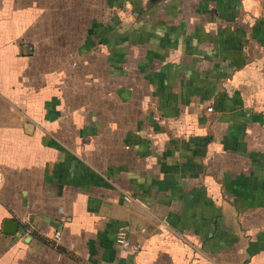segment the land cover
Here are the masks:
<instances>
[{"label":"crops","instance_id":"crops-1","mask_svg":"<svg viewBox=\"0 0 264 264\" xmlns=\"http://www.w3.org/2000/svg\"><path fill=\"white\" fill-rule=\"evenodd\" d=\"M0 179V264H264V0H0Z\"/></svg>","mask_w":264,"mask_h":264},{"label":"built area","instance_id":"built-area-1","mask_svg":"<svg viewBox=\"0 0 264 264\" xmlns=\"http://www.w3.org/2000/svg\"><path fill=\"white\" fill-rule=\"evenodd\" d=\"M209 111H211V109H209ZM0 182H1V179H0ZM59 236H60V234L58 233L56 237L59 238ZM117 242L126 250L131 249L134 252H137L139 250V247L133 246L130 244V242L126 238V232H124V231L120 232Z\"/></svg>","mask_w":264,"mask_h":264},{"label":"water","instance_id":"water-1","mask_svg":"<svg viewBox=\"0 0 264 264\" xmlns=\"http://www.w3.org/2000/svg\"><path fill=\"white\" fill-rule=\"evenodd\" d=\"M18 224L13 221H8L5 224V232L7 234H15L17 230Z\"/></svg>","mask_w":264,"mask_h":264}]
</instances>
